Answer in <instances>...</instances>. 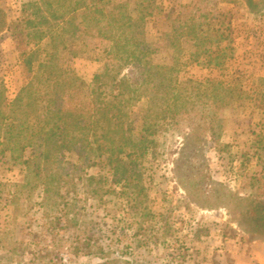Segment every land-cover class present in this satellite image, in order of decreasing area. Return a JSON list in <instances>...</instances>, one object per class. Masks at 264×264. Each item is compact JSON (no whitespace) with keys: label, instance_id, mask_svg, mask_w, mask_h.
<instances>
[{"label":"rangeland","instance_id":"374dc122","mask_svg":"<svg viewBox=\"0 0 264 264\" xmlns=\"http://www.w3.org/2000/svg\"><path fill=\"white\" fill-rule=\"evenodd\" d=\"M36 1L0 0V7L9 22H17L23 6ZM191 1L158 0L166 11ZM88 5L72 18L69 49L54 52L46 41L26 44L10 32L0 35V82L8 102L35 77L24 63L25 51L35 52L38 62L53 59V75L66 83V111L91 114L94 77L106 67L127 74L126 55L114 45L121 26L136 15L134 0H88ZM27 8L34 18L36 10ZM219 8L218 19L230 28L229 43L214 45L198 63L190 59L196 50L191 41L177 45L163 39V19H148L145 39L151 66L157 69L130 115L139 126L144 110L158 116L172 95L211 109L210 94L216 90L222 101V87L229 86L235 95L232 106L218 112L223 118L216 137L220 147L201 128H161L154 156L144 163L146 207L135 212L128 191L119 185L102 201L98 196L85 202V187L76 181L75 193L84 206L81 226L58 234L48 231L47 207H41L38 190L30 196L29 189L19 187L26 180L35 185L26 168L14 166L10 153H0V264H103L97 257L74 256V237L84 239L86 231L111 252L107 264H264V237L252 235L249 221L242 218L251 209L250 176L259 172L256 158L248 162L244 154H251L253 133L264 132V99L257 97L264 94V2L257 14L239 0H223ZM213 82L222 87L214 88ZM30 155L27 150L26 158ZM12 196L18 198L16 204Z\"/></svg>","mask_w":264,"mask_h":264},{"label":"trees","instance_id":"16d2710c","mask_svg":"<svg viewBox=\"0 0 264 264\" xmlns=\"http://www.w3.org/2000/svg\"><path fill=\"white\" fill-rule=\"evenodd\" d=\"M222 1L192 0L166 11L158 0H134L136 15L133 19L127 18L121 26L114 45L122 50L120 54L126 55L123 63L130 69L123 74L120 68L113 72L106 67L95 75L89 115L63 110L66 83L61 76L53 75L49 67H55L53 59L38 62L35 52L22 53L25 65L35 77L13 101L8 102L0 82V153H10L12 164L24 166L35 181L34 187L29 180L19 187L29 189L30 196L38 190L41 207H47L50 233L81 226L79 220L84 206L75 193L76 181L85 187V202L98 196L102 201L112 187L119 185L128 191V202L135 212L144 209L148 197L144 163L149 156H154L161 128L177 131L201 128L210 133L211 142L220 147L216 137L221 132L223 118L218 112L230 108L235 95L231 87H222L221 82H213L212 86L222 87L223 100L214 90L210 94L211 109L206 105L197 107L186 99L181 100L180 95H172L162 103L158 116H152L151 109L144 110L139 126L131 118L130 109L141 100L145 86L150 84L147 78L157 69L151 66L150 46L145 39L148 19H163V39L177 45L184 39L191 41L196 50L190 54V59L198 63L210 55L214 45L229 43L230 28L218 19L222 15L219 8ZM239 1L250 11L256 10L255 14L259 2H264ZM27 7L36 10L34 18L27 13ZM88 8V0H37L23 6L20 21L9 22L0 7V35L10 32L15 40L20 37L26 44L46 41L54 52L69 49L75 29L72 18ZM257 97L262 101L264 94ZM253 135L251 154L244 157L248 162L255 157L259 172L250 176L251 209L243 211L242 218L249 221L252 235L264 237V132ZM27 150L31 154L28 158ZM91 170H99V173L90 174ZM12 199L14 204L18 202L15 196ZM94 224L90 222L95 227ZM83 235L84 239L78 234L74 237V256H93L107 264L111 252L100 245L93 233L86 231Z\"/></svg>","mask_w":264,"mask_h":264},{"label":"crops","instance_id":"0c3cea01","mask_svg":"<svg viewBox=\"0 0 264 264\" xmlns=\"http://www.w3.org/2000/svg\"><path fill=\"white\" fill-rule=\"evenodd\" d=\"M262 250H263V248H262ZM250 257V256H249ZM251 258V257H250ZM250 264H252V263H250ZM256 264V263H255Z\"/></svg>","mask_w":264,"mask_h":264}]
</instances>
